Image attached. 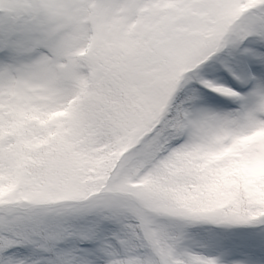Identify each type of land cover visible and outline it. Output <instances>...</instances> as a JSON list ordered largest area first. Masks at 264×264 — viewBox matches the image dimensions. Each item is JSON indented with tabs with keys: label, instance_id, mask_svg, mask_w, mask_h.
<instances>
[{
	"label": "rangeland",
	"instance_id": "374dc122",
	"mask_svg": "<svg viewBox=\"0 0 264 264\" xmlns=\"http://www.w3.org/2000/svg\"><path fill=\"white\" fill-rule=\"evenodd\" d=\"M4 1L8 0H0V5ZM258 1L41 0L44 9L52 11L46 19L44 34L40 38H36V35L31 39L24 38V47H21L28 49L33 43H42L38 45V54L33 58H23L20 62L13 57L0 56V119L15 114L27 116L28 124H31L37 113V105L63 108L67 99L87 80L84 66L93 72L87 82L97 80L95 87L92 89L93 85L88 86L92 90L84 93L87 107L92 109L96 105L97 112L93 116L100 118L104 108L101 95L97 92L105 79L109 83L112 79L115 81L118 59L122 60L123 57L124 70L140 76L150 96L161 97L163 91L171 86L177 72L184 68V74L190 73L191 69L187 71L185 67L211 50L227 22L238 11ZM87 9H90L98 40L102 43L98 51L87 58L88 64L85 65L81 51L88 39L93 41L96 37L91 31ZM50 22L56 25L51 26ZM54 35L58 37L51 43ZM140 36H148L149 43L145 44ZM209 45L211 48L206 50ZM129 48L130 51H127ZM106 49H109L110 55ZM246 55L252 57L258 78L252 93L239 104L235 102V93L247 78L243 65ZM213 62L215 71L202 75L195 82L199 94L177 124L180 137H173L165 151H160L162 147L159 142L152 141L146 160L149 163L138 171L140 165L129 175L120 169L123 173L122 183L116 185L111 181L109 188H127L130 190L128 194L101 190L102 194L90 198L89 205L94 211L109 217L139 215L140 225L149 235L159 233L165 238L169 232L173 236L172 229H177L174 238L166 241L167 254L173 262H182L187 258L196 264H264V251L257 254L244 250L243 246L220 250L202 242L199 234L184 229L202 214L216 219L212 213H190L174 201L167 207L168 214L152 211L166 204V196L159 184L175 178L176 173L171 176L170 171L173 158L178 155H185L193 169L197 166L202 168L208 163L222 164L225 168L232 158L246 157L249 158L247 172L264 175V39L248 35L236 45L233 62L220 56H215ZM73 118L81 124L84 117L73 116L69 120ZM119 125H122L121 120ZM144 126L142 123L135 126L139 129L138 135L145 131ZM72 127H77V124L74 123ZM88 128L91 129V125ZM73 138L74 135L70 138L72 142ZM86 138L85 144H78V151L95 146L94 141L90 144V135H86ZM125 156L127 170L137 165V157ZM80 158L84 157L80 155ZM100 161L103 163L98 168L94 184L90 176L83 177V173L76 172L73 164L57 163L55 171L49 170L47 174L49 184L33 192L34 200H46L49 192H53L58 199H76L87 195L99 186L108 169V160L102 157ZM66 172L67 175H64ZM151 184L154 187L147 188ZM129 197L135 198L141 206ZM131 206L133 210L135 208V214L131 213ZM1 224L6 225L4 222ZM140 254V250L131 253L134 258ZM118 257L112 252L109 259ZM5 258L8 264H35L14 254L5 255ZM84 260L86 264L106 262L100 258L85 257Z\"/></svg>",
	"mask_w": 264,
	"mask_h": 264
},
{
	"label": "trees",
	"instance_id": "16d2710c",
	"mask_svg": "<svg viewBox=\"0 0 264 264\" xmlns=\"http://www.w3.org/2000/svg\"><path fill=\"white\" fill-rule=\"evenodd\" d=\"M1 6L0 12L7 20L13 21L20 16L21 25L27 19L22 16L27 7H34L35 11L38 9L36 0H10ZM222 34L224 30L220 33ZM210 48L209 45L206 50ZM204 60L205 54L204 58L199 55L188 67ZM122 61L125 62L124 57L122 60L118 59L115 81H107L99 92L101 95L106 91L113 92L114 97L104 104L105 111L96 121L97 127L102 128L101 137L106 143L93 157L81 159L80 155L83 154L76 153L79 137L74 136L72 142L66 131V128H72L68 122L69 117H79L78 113L85 111L84 106L81 111L78 109V101L84 100L82 94L76 95L67 112L62 115H55L47 109L42 114L38 111L31 124H28L26 117L17 116L0 121V204L5 205L12 199L22 206L10 218L0 208V224L4 222L9 226L13 223V231L19 239L14 242L0 237V253L8 246L14 251L25 253L21 245H26L28 258L50 264H73L75 244L90 239L96 226L103 222V216L88 211L80 216V206L76 201L70 200L69 208L61 206V199L55 198L53 192L48 193L46 200L35 201L33 192L41 189L46 183L49 184L47 174L49 170L55 171L57 163L73 164L76 172L85 162L90 164L89 168L96 169L98 157L101 155L114 163L116 158L138 144L139 129L135 126L141 123L145 125L146 129L143 130L147 134L144 136L148 139L157 133V130L152 129L161 125L166 118L168 120L174 117L172 111L169 114L163 112L172 98L178 100L181 96V91L177 90L179 72L161 97H153L149 95L140 76L124 70ZM102 97L105 99V96ZM85 117L88 119V116ZM119 120L122 125H119ZM71 122L78 124L75 118L71 119ZM64 175H67V172ZM190 181L192 187L179 188V200L185 210L190 213H212L216 216V219L206 222L201 230L205 239L225 241L228 227L235 224L241 239L248 240L258 251L264 248V228L257 229L254 222V217L264 214V176L245 174L240 162L232 159L227 169L213 166L202 173H196ZM159 185L168 200L161 210L169 213L167 207L171 196L168 195L165 185ZM53 196V204L56 205L51 209L46 205H51ZM123 222L126 223L125 220ZM110 223L107 226L114 227V223ZM66 225H72L73 228L64 232ZM132 225L134 231L129 230L128 236H121L119 227L113 228L117 245L124 247L125 256L118 261H109L108 264H127V260L131 261V264H159L154 246L147 247L141 229L134 223ZM134 248H144L139 263L128 258L127 253ZM103 249L104 246L101 245L90 250L93 254L107 256ZM66 259H69V263Z\"/></svg>",
	"mask_w": 264,
	"mask_h": 264
}]
</instances>
